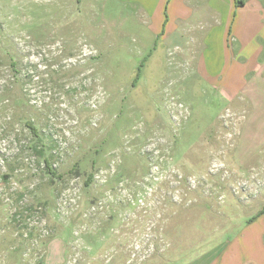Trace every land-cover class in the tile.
<instances>
[{
    "label": "rangeland",
    "instance_id": "rangeland-1",
    "mask_svg": "<svg viewBox=\"0 0 264 264\" xmlns=\"http://www.w3.org/2000/svg\"><path fill=\"white\" fill-rule=\"evenodd\" d=\"M73 1L0 0V264L183 263L253 218L262 256L264 81L229 102L238 59L199 75L193 36Z\"/></svg>",
    "mask_w": 264,
    "mask_h": 264
},
{
    "label": "crops",
    "instance_id": "crops-1",
    "mask_svg": "<svg viewBox=\"0 0 264 264\" xmlns=\"http://www.w3.org/2000/svg\"><path fill=\"white\" fill-rule=\"evenodd\" d=\"M98 1L104 6H128L131 17L146 20L148 32L158 40L193 36L198 44L193 56L198 59L199 75L224 74L221 69L228 68L229 60L236 62L238 59L233 65L230 62L225 81L229 102L247 91L249 83L257 87L264 81V0ZM70 3L80 6L82 0ZM235 83L240 87L236 88ZM249 222L233 239L187 262L175 264H264V245H258L260 250L262 248V256L253 257L245 252L251 245L248 236L253 223ZM259 232L261 236L264 233L263 230ZM253 236H257L255 232ZM66 253L67 246L50 248L43 264H67Z\"/></svg>",
    "mask_w": 264,
    "mask_h": 264
},
{
    "label": "trees",
    "instance_id": "trees-1",
    "mask_svg": "<svg viewBox=\"0 0 264 264\" xmlns=\"http://www.w3.org/2000/svg\"><path fill=\"white\" fill-rule=\"evenodd\" d=\"M29 126H30V128L33 130V132H34V134H35V136L37 137V138H39L40 139V137H41V135H39V132H38V129H37V127L33 124V122L31 123H29ZM45 145H43L42 146V148H41V150H36L37 151V153H39V155H40V157L44 160V163H45V165H46V167H47V170H48V174H52V175H57L56 174V172H55V170H54V168H53V161H52V155L51 154H48L47 152H46V150H45ZM36 148V147H35ZM37 149V148H36ZM20 200H21V198H20ZM253 219H255V218H253ZM253 219H251L250 221H252ZM40 264H43V262L42 263H40Z\"/></svg>",
    "mask_w": 264,
    "mask_h": 264
}]
</instances>
